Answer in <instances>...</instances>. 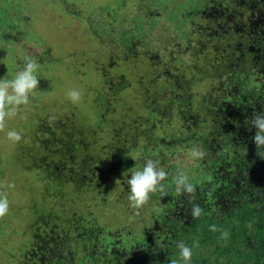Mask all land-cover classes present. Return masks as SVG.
<instances>
[{"label": "trees", "instance_id": "1", "mask_svg": "<svg viewBox=\"0 0 264 264\" xmlns=\"http://www.w3.org/2000/svg\"><path fill=\"white\" fill-rule=\"evenodd\" d=\"M146 1L138 0L137 13L117 27L116 19L105 27L117 31L124 47L117 62L148 60L138 76L143 112L136 114L132 106L118 111L113 92L95 91L98 123L80 125L73 146L82 152L65 154L71 177L82 174L79 184L99 178L107 167L106 182L119 179L126 191L131 175L115 167L130 174L146 159L158 161L168 173L166 194H150L151 223L139 234L104 227L92 211L78 208L79 199L76 205L65 202L78 198L74 189L51 205L34 199L28 211L13 209L29 215L19 219L22 243L1 251L9 264H169L179 260L181 241L190 247L199 243L190 264H264V148L252 142L250 125L252 116L264 112V0H152L155 5L145 8ZM143 9H149L145 15ZM143 21H149L147 27ZM159 25L163 32L156 35ZM118 69L104 66L100 77L109 84L107 75ZM102 127L109 132L105 139ZM193 147L207 153L203 160L190 158ZM57 167L54 177L63 176L65 169ZM177 170L196 187L194 198L175 193ZM194 204L204 209L198 219L191 216ZM0 224L1 233L7 228ZM213 224L229 232L227 241L209 230ZM9 232L13 238L15 230Z\"/></svg>", "mask_w": 264, "mask_h": 264}, {"label": "rangeland", "instance_id": "2", "mask_svg": "<svg viewBox=\"0 0 264 264\" xmlns=\"http://www.w3.org/2000/svg\"><path fill=\"white\" fill-rule=\"evenodd\" d=\"M137 1L0 0V79H11L23 65L26 55L36 59L40 65L36 72L39 86L29 94L31 102L16 117L7 119L5 131L0 132V186H4L9 201L8 213L0 218L7 228L0 233V264H9L1 254L5 247L22 243L18 231L23 223L19 219L29 215L25 210L13 209L26 206L28 211V204L34 199L51 205L55 199H62L59 194L68 195L74 189L78 198L65 199V202H75L73 205H76L79 199L78 208L92 211L104 227L117 229L116 225H119L139 234L145 222L146 226L151 223V206L147 203L136 214L137 210L129 205L128 191L123 184L116 178L106 182L108 178H105L104 170L97 175L99 178L88 177L89 183L79 184L82 174L78 172V176L71 177L73 172L65 154L66 149L70 150V155L82 152L80 147L73 146L78 140L74 137L76 130L82 124L90 126L98 121L101 110L93 104L95 91L113 92L114 102L119 103L118 111L132 106L136 114L143 112L139 94L142 86L138 83V76L148 69V60L144 57L147 64L117 62L124 56V47L118 45L117 31L114 33L105 28L113 27L109 22L111 19H116L113 25L117 27L123 17L130 18L137 13ZM151 1L147 0L143 6L146 8L148 3L155 5ZM147 10H140L141 15H145ZM148 22H144L146 27ZM93 27L94 35L90 30ZM154 30L156 35L163 32L161 25ZM103 65L119 68L110 70L107 75L109 84L100 77ZM125 74L134 83L128 84ZM72 89L82 93L79 102L73 103L68 99L67 93ZM10 129L22 134L20 142L14 143L6 138ZM101 130L100 136L105 139L109 132L105 127ZM77 136L80 141L84 138V135ZM105 161L113 166L110 158ZM58 163L65 170L61 172L63 176L54 177ZM126 165L129 166L128 160L124 167ZM105 169L108 175L111 169ZM115 169L122 176L135 171L132 168L129 174L126 168ZM10 183L15 187L7 188ZM54 190L58 191L57 195L52 193ZM9 229L15 230L13 238Z\"/></svg>", "mask_w": 264, "mask_h": 264}, {"label": "clouds", "instance_id": "3", "mask_svg": "<svg viewBox=\"0 0 264 264\" xmlns=\"http://www.w3.org/2000/svg\"><path fill=\"white\" fill-rule=\"evenodd\" d=\"M40 65L38 61L31 56L24 57V63L18 67L11 79H0V132L6 129V120L17 116L24 106L31 101L29 94L36 90L39 86V78L36 75ZM68 99L73 102H79L82 93L79 90L72 89L67 93ZM54 119V117H50ZM250 125L255 129L252 142L258 148H264V112H260L252 116ZM6 138L14 143L22 140V134L15 129L7 130ZM188 155L193 161L203 160L207 153L198 147L188 150ZM168 173L159 162L153 159H146L141 169L131 172L130 178L127 180L129 205L134 210H138L149 202L150 194L159 192L161 195L166 194L163 181L167 178ZM174 190L177 195L195 197L196 187L190 181L188 174L183 170H177L172 178ZM4 186H0V218L4 217L9 211V201L7 192L3 190ZM7 188H14L15 185L10 183ZM204 214V209L199 204H194L191 209L193 219H198ZM209 230L219 232L220 240L227 241L229 232L219 228L217 225H209ZM178 249V259H172L169 264H190L193 256V248L199 247L198 241H193V246L186 245L183 241L176 245Z\"/></svg>", "mask_w": 264, "mask_h": 264}]
</instances>
